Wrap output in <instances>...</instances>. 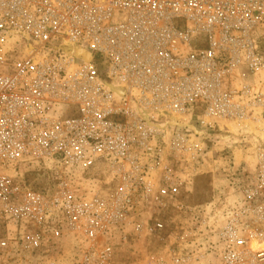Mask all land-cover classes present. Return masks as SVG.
<instances>
[{"label":"built area","instance_id":"obj_1","mask_svg":"<svg viewBox=\"0 0 264 264\" xmlns=\"http://www.w3.org/2000/svg\"><path fill=\"white\" fill-rule=\"evenodd\" d=\"M0 226V264H264V0H0Z\"/></svg>","mask_w":264,"mask_h":264},{"label":"rangeland","instance_id":"obj_2","mask_svg":"<svg viewBox=\"0 0 264 264\" xmlns=\"http://www.w3.org/2000/svg\"><path fill=\"white\" fill-rule=\"evenodd\" d=\"M235 139H231L233 143ZM232 150L235 153L236 160H239L244 154L232 145ZM231 150V148H230ZM238 150V151H237ZM28 182L34 187H47L52 184L53 172L47 169H35L26 173ZM223 181L217 171H208L197 176L193 183L192 192L184 198L187 205H198L209 202L217 190L221 189ZM2 237V228L0 226V238ZM161 244L153 237L147 236L142 244V247L147 250H155Z\"/></svg>","mask_w":264,"mask_h":264}]
</instances>
